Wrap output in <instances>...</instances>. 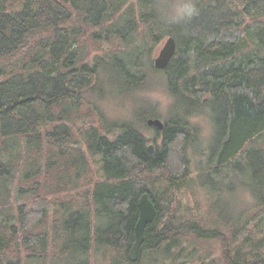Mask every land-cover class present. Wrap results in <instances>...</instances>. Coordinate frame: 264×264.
<instances>
[{
  "label": "trees",
  "instance_id": "1",
  "mask_svg": "<svg viewBox=\"0 0 264 264\" xmlns=\"http://www.w3.org/2000/svg\"><path fill=\"white\" fill-rule=\"evenodd\" d=\"M184 1L191 15L165 0H0V264H91L98 251L105 264H264V0ZM169 35L159 70L150 56ZM156 85L179 108L161 131L146 124L161 118L154 102L101 118L106 89ZM199 116L217 147L192 177ZM229 171L254 199L233 219L176 203ZM143 192L157 213L131 262Z\"/></svg>",
  "mask_w": 264,
  "mask_h": 264
},
{
  "label": "rangeland",
  "instance_id": "2",
  "mask_svg": "<svg viewBox=\"0 0 264 264\" xmlns=\"http://www.w3.org/2000/svg\"><path fill=\"white\" fill-rule=\"evenodd\" d=\"M165 1L170 7V16L184 14L182 9L188 4L184 0ZM166 38L167 36L152 51L150 56L151 61L157 55ZM159 81V75L155 74L152 78L153 84H157ZM95 98L97 97L95 96ZM152 102L157 103L162 121L165 118H170L178 114L179 108L175 101L172 100L165 88L161 85L129 94L106 89L103 97L99 101H96L101 118L107 121L131 119L134 113L138 112V109L145 111L153 106ZM190 120L198 127V134L194 145L196 148L194 150L189 149L188 151L191 176L195 177L198 168L202 167L205 162L204 157L206 152L208 153V150L215 149L217 144L215 131L212 129L213 123L209 117L199 116L193 117ZM91 122L95 125L98 124L96 121ZM144 132L148 137H152L154 133L151 128H146ZM92 167L98 169L99 165L93 163ZM225 173L222 175L206 174L202 176L201 179L203 181L200 186L194 182L190 183L191 187L177 193L176 203L181 208H190L194 214L199 216H205L209 205L215 203L216 212L223 220L233 219L240 210L249 209L253 205L254 199L245 188L240 186L241 177L238 172L229 171L227 174ZM244 179L248 180L249 175H244ZM157 189L160 190V187H157ZM111 254V252H108L107 256ZM90 257L91 264H105L107 260H105V256L100 251L96 252L95 255L91 254Z\"/></svg>",
  "mask_w": 264,
  "mask_h": 264
},
{
  "label": "water",
  "instance_id": "3",
  "mask_svg": "<svg viewBox=\"0 0 264 264\" xmlns=\"http://www.w3.org/2000/svg\"><path fill=\"white\" fill-rule=\"evenodd\" d=\"M176 51V41L171 35L167 36L157 55L152 60L154 68L162 70L166 68ZM148 126L161 131L164 123L160 118H148ZM148 150L153 152V145L148 146ZM157 213V209L147 192H143L138 199V219L134 228V241L128 251V259L136 262L139 258V250L144 240V231L147 224L151 223Z\"/></svg>",
  "mask_w": 264,
  "mask_h": 264
},
{
  "label": "clouds",
  "instance_id": "4",
  "mask_svg": "<svg viewBox=\"0 0 264 264\" xmlns=\"http://www.w3.org/2000/svg\"><path fill=\"white\" fill-rule=\"evenodd\" d=\"M182 11L185 14L191 15L195 11V9L190 4H187L183 7Z\"/></svg>",
  "mask_w": 264,
  "mask_h": 264
}]
</instances>
